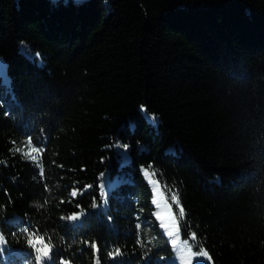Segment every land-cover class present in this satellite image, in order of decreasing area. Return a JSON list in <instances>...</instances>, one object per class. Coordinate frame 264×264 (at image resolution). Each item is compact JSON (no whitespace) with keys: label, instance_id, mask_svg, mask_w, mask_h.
<instances>
[{"label":"trees","instance_id":"16d2710c","mask_svg":"<svg viewBox=\"0 0 264 264\" xmlns=\"http://www.w3.org/2000/svg\"><path fill=\"white\" fill-rule=\"evenodd\" d=\"M0 55V264H264V0H0Z\"/></svg>","mask_w":264,"mask_h":264},{"label":"rangeland","instance_id":"374dc122","mask_svg":"<svg viewBox=\"0 0 264 264\" xmlns=\"http://www.w3.org/2000/svg\"><path fill=\"white\" fill-rule=\"evenodd\" d=\"M0 77H2V80L7 83L8 85L10 84L9 81V76L7 74V68H6V63L4 58L0 55ZM161 202L164 205L165 208V217H163V221L164 223L167 222V229H165V232L167 234H173L174 232L177 231V224H176V220L171 212V208L169 206V204L165 201L164 197L161 198ZM169 213H171V216H169ZM3 242H0V245H2ZM173 247L175 248V251L177 250H181L183 249L185 253H187L188 251H191L193 253L197 255H201L200 253H196L192 250L191 246L188 244V242H180L179 240H176V242L173 244ZM178 251V253H179ZM200 264H210V261L208 259V257L203 258L201 256V260H200Z\"/></svg>","mask_w":264,"mask_h":264},{"label":"snow or ice","instance_id":"6c2138e0","mask_svg":"<svg viewBox=\"0 0 264 264\" xmlns=\"http://www.w3.org/2000/svg\"><path fill=\"white\" fill-rule=\"evenodd\" d=\"M127 147H128L127 145H124V148H125V149H126ZM25 155H27V156H29V158H31L32 153H31V151H30V152H28V153H25ZM101 175L103 176V175H105V174L102 173ZM101 188H103L104 192H106V188H105L104 185H101V186H100V190H101ZM76 195H77V193H76ZM172 200H173V202H175L177 205L179 204L178 197H177L175 194H173V196H172ZM106 201H107V199L105 198V199L103 200V205L106 203ZM154 203H155V201H154ZM156 215H157V218L159 219V218H160V214L157 213ZM169 216H171V213H169ZM109 219H110V218H109ZM161 226H162L163 228L167 229V222L163 223ZM28 244L31 245V246H34V247H35L36 245H41L40 247H38V248L36 249V251H37V253H38L37 255H39V256H40L41 258H43L44 260L46 259L47 256L51 255V252H52V250H53L51 244H50L49 242H48V243H45L44 239H43L42 237H40V236H35V237H33V236L30 235V236L28 237ZM91 247H92L94 250H96V251L98 252V244H97L96 242H92ZM109 253H111V255H109ZM121 255H122V251H121V249H120L119 247H116L113 251H109V252H108V256H109V258H113V259H114L115 257L121 256ZM97 259L99 260L98 256H97ZM99 262H100V261H99Z\"/></svg>","mask_w":264,"mask_h":264},{"label":"clouds","instance_id":"9594fccd","mask_svg":"<svg viewBox=\"0 0 264 264\" xmlns=\"http://www.w3.org/2000/svg\"><path fill=\"white\" fill-rule=\"evenodd\" d=\"M75 218H76L75 216L70 217V219H75ZM0 242H3V236L2 235H0ZM51 246H52V248L55 247V245H51ZM109 255H111V253H109ZM179 255H180L182 264H189L191 258L194 257L196 254L191 252V251H188L185 254L184 250L181 249L179 252ZM50 258H51L50 255L46 257V259H50ZM36 259H37V264H43L44 259L41 258L39 255H37ZM60 264H73V261L71 259L61 258ZM94 264H100L99 260L95 259Z\"/></svg>","mask_w":264,"mask_h":264},{"label":"bare ground","instance_id":"6f19581e","mask_svg":"<svg viewBox=\"0 0 264 264\" xmlns=\"http://www.w3.org/2000/svg\"><path fill=\"white\" fill-rule=\"evenodd\" d=\"M178 251L179 250L176 251V256H175V259L172 262V264H182V261H181V258H180ZM200 254L201 255H197V256L195 255L194 257H192L189 264H200L201 256L206 259V257H207L206 254H204V253H200Z\"/></svg>","mask_w":264,"mask_h":264},{"label":"water","instance_id":"95a60500","mask_svg":"<svg viewBox=\"0 0 264 264\" xmlns=\"http://www.w3.org/2000/svg\"><path fill=\"white\" fill-rule=\"evenodd\" d=\"M175 256H176V253L174 254V256H173V258H172V260H171V263H170V264H172V262L174 261V259H175Z\"/></svg>","mask_w":264,"mask_h":264}]
</instances>
